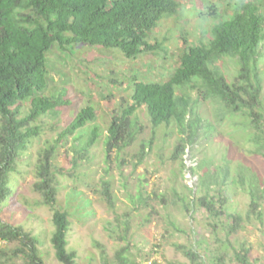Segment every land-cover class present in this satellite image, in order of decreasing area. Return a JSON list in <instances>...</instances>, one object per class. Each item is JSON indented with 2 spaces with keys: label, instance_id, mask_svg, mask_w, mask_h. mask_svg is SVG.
I'll return each instance as SVG.
<instances>
[{
  "label": "rangeland",
  "instance_id": "1",
  "mask_svg": "<svg viewBox=\"0 0 264 264\" xmlns=\"http://www.w3.org/2000/svg\"><path fill=\"white\" fill-rule=\"evenodd\" d=\"M176 1L177 11L165 14L149 34L154 50L129 58L116 48L79 43L71 52L55 43L47 52L48 85L41 94L61 96L70 103L38 118L41 134L31 140L10 174L12 191L0 213V221L22 225L38 237L44 264H63L52 241L56 207L69 214L68 250L75 252L77 264H118L116 254L127 245L137 264H196L179 245L201 254L205 264H240L235 257L242 242L252 249L251 264H264V200L262 219L249 218L251 198L237 180L243 173L248 187V177L254 173L264 187V149L257 153L248 141L247 132L253 129L243 126V120L248 121L243 114H231L217 99L203 98L198 86L178 88L189 95L202 117L184 153L175 155L186 129L176 120L154 126L145 106L135 116L141 128L136 140L109 157L106 152L108 129L122 106L131 102L135 78L168 80L187 47L208 43L213 26L231 16L240 3L255 1L264 14V0ZM257 59L264 98V41ZM238 61L228 56L219 61L229 82L239 74ZM88 105L94 106L96 118L66 134L77 113ZM29 106L30 100L25 101L21 117L29 113ZM95 126L99 136L85 150ZM52 145H56L51 161L58 187L56 207L36 187L41 153ZM226 166L227 213L216 217L191 200L199 194L202 174L216 176ZM106 181L114 204L105 198ZM228 212L244 218L235 233L228 232ZM16 246H20L17 241L3 247ZM6 264H23V260L11 258Z\"/></svg>",
  "mask_w": 264,
  "mask_h": 264
},
{
  "label": "trees",
  "instance_id": "2",
  "mask_svg": "<svg viewBox=\"0 0 264 264\" xmlns=\"http://www.w3.org/2000/svg\"><path fill=\"white\" fill-rule=\"evenodd\" d=\"M177 9L176 0H0V213L12 191L10 174L16 170L17 161L31 140L41 134V125L36 123L38 118L70 103L61 96L41 94L48 85L46 64L51 47L58 43L72 52L75 44L83 43L116 48L129 58L136 57L156 48L148 40L150 32L165 14L175 13ZM263 41L262 9L255 1H246L240 3L231 16L213 26L208 43L199 42L187 47L168 80L150 82L135 78L131 102L122 106L108 129V157L113 150L122 151L136 140L141 128L135 116L142 106L146 107L154 126L176 120L186 129L175 155L184 153L202 122L189 95L178 91L186 86L200 87L203 98L217 99L231 114L247 117L249 122L243 120V126L253 129L247 132L248 141L256 147L255 152H262L264 98L257 56ZM227 56L236 57L240 63L239 74L233 82L228 81L219 63ZM27 100H30L29 113L21 117L20 110ZM95 118L93 105L83 107L65 133L74 134ZM98 136L99 127L95 126L84 149L88 150ZM55 147L52 145L41 153L40 180L36 187L44 192L46 201L56 207L58 187L51 162ZM228 169L226 166L216 176L209 172L202 174L199 194L191 202L205 207L216 217L227 213L224 190L229 182ZM192 170L196 171L195 168ZM237 180L251 198L248 217L257 215L262 219L264 187L259 178L254 173L248 177V187L243 173H238ZM110 187V182L106 181L103 191L106 200L114 204ZM212 190L216 192L212 193ZM227 217L231 220L228 232L235 233L244 218L238 212H228ZM53 223L52 241L57 258L63 264H77L75 252L68 250L69 214L56 207ZM125 226L129 233L128 222ZM0 241V264H6L11 258L22 259L23 264H44L38 237L22 225L0 221ZM15 241L20 246L10 250L3 247ZM178 247L194 263L205 264L201 254L183 245ZM251 250L242 242L236 251V260L240 264H251ZM130 256V246H123L116 254L118 264H137Z\"/></svg>",
  "mask_w": 264,
  "mask_h": 264
},
{
  "label": "clouds",
  "instance_id": "3",
  "mask_svg": "<svg viewBox=\"0 0 264 264\" xmlns=\"http://www.w3.org/2000/svg\"><path fill=\"white\" fill-rule=\"evenodd\" d=\"M257 3V2H256ZM0 244H1V241H0Z\"/></svg>",
  "mask_w": 264,
  "mask_h": 264
}]
</instances>
